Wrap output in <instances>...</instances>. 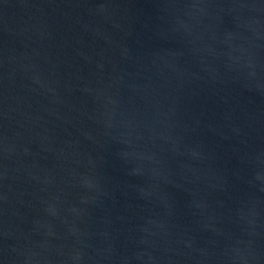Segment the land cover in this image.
<instances>
[{
  "label": "water",
  "instance_id": "water-1",
  "mask_svg": "<svg viewBox=\"0 0 264 264\" xmlns=\"http://www.w3.org/2000/svg\"><path fill=\"white\" fill-rule=\"evenodd\" d=\"M0 264H264V0H0Z\"/></svg>",
  "mask_w": 264,
  "mask_h": 264
}]
</instances>
